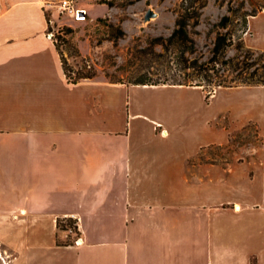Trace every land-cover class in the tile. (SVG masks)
Listing matches in <instances>:
<instances>
[{"label": "crops", "instance_id": "obj_1", "mask_svg": "<svg viewBox=\"0 0 264 264\" xmlns=\"http://www.w3.org/2000/svg\"><path fill=\"white\" fill-rule=\"evenodd\" d=\"M52 1L0 0V264H264V85L217 90L232 101L210 115L198 87L69 81ZM243 41L264 53V9ZM248 127L233 163L192 165Z\"/></svg>", "mask_w": 264, "mask_h": 264}, {"label": "rangeland", "instance_id": "obj_2", "mask_svg": "<svg viewBox=\"0 0 264 264\" xmlns=\"http://www.w3.org/2000/svg\"><path fill=\"white\" fill-rule=\"evenodd\" d=\"M107 1L112 5L106 4L110 11L105 16L80 23L66 21L70 26L58 47L73 80L193 84L183 86L200 90H188L184 95L203 114L211 102L210 115L232 101L227 91H220L212 100L217 90L241 86L251 77L254 82H264V53L248 49L243 41L248 18L264 9V0H188L184 7L183 0ZM182 19L187 24L185 33L174 37ZM219 37L227 47L218 57L219 64H209ZM232 139L225 150L210 148L195 157L192 165L228 166L233 163V142L237 152L248 150L259 141V133L248 127Z\"/></svg>", "mask_w": 264, "mask_h": 264}, {"label": "built area", "instance_id": "obj_3", "mask_svg": "<svg viewBox=\"0 0 264 264\" xmlns=\"http://www.w3.org/2000/svg\"><path fill=\"white\" fill-rule=\"evenodd\" d=\"M45 9L48 17V29L46 31V37L58 46L61 44V38L64 36L63 32L67 26L64 23H59L56 17L62 20L70 19L76 22L91 20L87 14V10L80 6V0L52 1L45 5ZM67 76L69 81H75L71 76ZM164 132L165 131H162L163 135L165 134ZM66 221L67 219L64 220V223H66ZM66 228L70 234H74L76 236L74 244L80 245L82 238L77 234V223L74 222L73 225L66 226Z\"/></svg>", "mask_w": 264, "mask_h": 264}, {"label": "trees", "instance_id": "obj_4", "mask_svg": "<svg viewBox=\"0 0 264 264\" xmlns=\"http://www.w3.org/2000/svg\"><path fill=\"white\" fill-rule=\"evenodd\" d=\"M188 0H183L182 1V4L181 6L184 7L185 6V3L187 2ZM104 3H107L109 4L110 6L112 5L111 2L109 1H104ZM186 20H183L182 19V22L181 20L178 21V29L175 31L174 33V37L175 36H181L185 33V27H186ZM225 39L222 38V37H219L216 44H215V47H214V50H213V58L211 59L210 63L209 64H219L218 62V57L219 56H222L225 52V49L227 47V45H225ZM64 65H65V70H66V73H67V68H66V63L64 61ZM197 67V66H196ZM195 66L192 67V68H196ZM210 70V68H208ZM68 75V73H67ZM80 78H87V77H78L77 79H75L76 81L79 80ZM252 78V79H251ZM250 80L251 81H244L242 82L241 85H264V82L260 81V82H254V79L253 77H251ZM141 85H153V84H150V83H139ZM173 85H188V84H182V83H178V84H173ZM188 86H193V84H189ZM194 86H202L201 84H196ZM219 86H221V84H219ZM207 99L209 98L208 96L206 97ZM67 225H73V221L71 220H67L66 223H64V221H59L58 222V226L61 230H65V231H68V229L66 228ZM78 234V233H77Z\"/></svg>", "mask_w": 264, "mask_h": 264}, {"label": "water", "instance_id": "obj_5", "mask_svg": "<svg viewBox=\"0 0 264 264\" xmlns=\"http://www.w3.org/2000/svg\"><path fill=\"white\" fill-rule=\"evenodd\" d=\"M150 17H151V13H149L146 18L149 19Z\"/></svg>", "mask_w": 264, "mask_h": 264}]
</instances>
